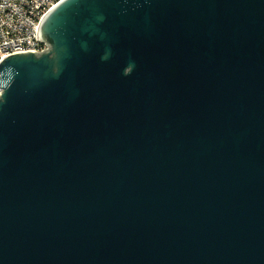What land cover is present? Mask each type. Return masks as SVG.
<instances>
[{
  "label": "water",
  "instance_id": "95a60500",
  "mask_svg": "<svg viewBox=\"0 0 264 264\" xmlns=\"http://www.w3.org/2000/svg\"><path fill=\"white\" fill-rule=\"evenodd\" d=\"M36 38L0 60V264H264V0H61Z\"/></svg>",
  "mask_w": 264,
  "mask_h": 264
},
{
  "label": "built area",
  "instance_id": "2783aa9c",
  "mask_svg": "<svg viewBox=\"0 0 264 264\" xmlns=\"http://www.w3.org/2000/svg\"><path fill=\"white\" fill-rule=\"evenodd\" d=\"M61 0H0V60L14 52L47 49L36 38L40 19ZM3 89L0 88V94Z\"/></svg>",
  "mask_w": 264,
  "mask_h": 264
},
{
  "label": "trees",
  "instance_id": "16d2710c",
  "mask_svg": "<svg viewBox=\"0 0 264 264\" xmlns=\"http://www.w3.org/2000/svg\"><path fill=\"white\" fill-rule=\"evenodd\" d=\"M47 41H48L50 44H52V41H51V39H49V38H48V39H47Z\"/></svg>",
  "mask_w": 264,
  "mask_h": 264
},
{
  "label": "flooded vegetation",
  "instance_id": "af4514ba",
  "mask_svg": "<svg viewBox=\"0 0 264 264\" xmlns=\"http://www.w3.org/2000/svg\"><path fill=\"white\" fill-rule=\"evenodd\" d=\"M51 46H52V44H51Z\"/></svg>",
  "mask_w": 264,
  "mask_h": 264
}]
</instances>
